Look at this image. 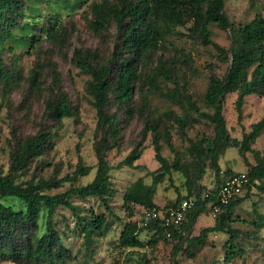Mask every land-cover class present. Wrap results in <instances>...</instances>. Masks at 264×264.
<instances>
[{"label":"rangeland","instance_id":"obj_1","mask_svg":"<svg viewBox=\"0 0 264 264\" xmlns=\"http://www.w3.org/2000/svg\"><path fill=\"white\" fill-rule=\"evenodd\" d=\"M101 1L21 0L16 20L2 26L0 52L11 81L6 86L0 77V178L9 174L20 146L41 134L51 137L46 150L33 159L18 182H38L72 175L80 158L85 165L95 167L98 163L95 149L103 144L108 149L106 159L113 167L112 212H107L103 202L97 198H72L71 202L80 209L83 217L89 218L92 212L105 214L110 230L105 237H94L87 244L73 213L59 207L54 223L67 249L62 264H264V193L258 189L263 186L260 181L252 186L249 198L235 208L233 227L240 230L241 236L236 242V253L230 260L226 258L228 235L210 234L205 244L188 245L189 239L199 236L203 229L214 226L216 217L210 207L206 215L198 219L192 234L186 235L182 241L172 238L154 242L152 233L145 230L139 236L143 247L127 249L120 246L119 238L128 222L137 223L139 228L144 223V209L132 205L128 211L124 196L131 184L140 178L147 185L152 183V173L160 168L156 160L155 140L161 147L160 154L173 163L177 157L187 161L190 141L204 137L213 139L215 136L213 124L195 113L188 103L176 104L164 94L178 88L183 99L190 98L201 111L212 114L213 109L205 101L210 81L216 77L223 78L231 63L219 59L215 46L205 45L191 34L188 30L191 23L179 27L178 33L166 37L148 65L140 66L142 78L136 83L130 115L119 111L114 104L113 92L110 93L108 112L118 114L121 128V138L114 141L98 124L94 98L89 92L92 76L82 72L74 62L76 50H91L98 52L100 63L106 64L119 43L114 21L106 30L98 33L92 28V9ZM225 12L233 24H248L258 14H264V0H225ZM25 29L30 30L28 34H25ZM209 29L212 41L228 50L231 32L215 24H211ZM160 61L167 65L173 80L158 77L156 86H153L150 82ZM37 68L41 73L40 88L32 84V74ZM54 69L59 73V82H55ZM62 94L71 102L72 115L57 122L49 103ZM237 98V93L225 97L223 113L229 134L241 141L244 134L249 133L252 126L263 118L264 95L258 93L246 97L242 121H239L235 107ZM176 117L188 120V125L181 129L175 122ZM147 125H156V130H147ZM251 148L264 157V131L251 144ZM135 150L142 151L141 158L133 165L119 168ZM246 156L249 163L256 164L253 153L247 152ZM219 163L221 182L230 174L249 171L238 148L226 149ZM95 174L96 168L75 186L90 183ZM220 184L214 170L208 168L207 174L194 186L193 191L197 193L201 189L200 195H203L214 192ZM70 186V183H65L49 193H63ZM188 194L185 178L174 173L172 180L167 176L158 186L154 201L162 209L177 204ZM245 195L246 190L242 196ZM2 201L17 210L24 208V204L16 199ZM45 230L46 215L40 221L36 236L41 237ZM0 264L19 263L0 258Z\"/></svg>","mask_w":264,"mask_h":264},{"label":"trees","instance_id":"obj_2","mask_svg":"<svg viewBox=\"0 0 264 264\" xmlns=\"http://www.w3.org/2000/svg\"><path fill=\"white\" fill-rule=\"evenodd\" d=\"M20 2L21 0H0V38L2 26L10 25L16 20ZM92 10L93 30L97 33L104 31L114 21L118 29L119 43L116 44L115 51L106 64L100 63L98 52L91 50H76L74 62L82 72L92 76L89 92L94 98L98 124L114 141L121 138V128L118 114L108 112L110 93L113 92L114 104L119 111L130 115L136 83L142 78V74L139 73L140 66L146 67L166 37L178 33L179 27H185L191 23L192 26L188 29L191 34L197 36L203 44L215 46L221 61H230L231 64L225 76L212 78L206 92L205 101L213 109L212 114L201 111L190 98L183 99L184 96L178 88L164 94V97L176 104H183L184 101L188 103L195 113L213 124L215 136L213 139L204 137L198 141H190L187 161H181V158L177 157L173 163L160 154L161 147L158 140H155L156 160L160 168L152 173L150 185H147L142 178L132 183L124 196V204L128 211L132 205L149 210H166L173 207L174 204L161 209L154 198L158 186L167 176L169 180H172L174 173L180 174L185 178L189 193L181 201L190 197L198 198V206L189 213L188 220L182 225V232L171 231L172 238L182 241L186 235L192 234L198 219L206 215L207 208L211 209V204L216 201L214 197L202 200L201 189L195 193L194 186L204 178L208 168L214 170L216 179L221 183L222 169L219 159L226 149L238 148L249 170L246 174L250 185L246 189V195L239 197L229 206L223 207L222 212L215 219L214 226L203 229L199 236L188 240L189 246L203 245L210 234L228 235L226 258L232 259L237 250L236 242L241 236L240 230L233 227L235 208L249 198L252 186L257 181L263 182V186L258 189L264 193V157L251 148V144L255 143L264 131V116L252 126L249 133L244 134L241 141L234 139L227 129L223 113L224 101L228 94H238L235 107L238 119L242 121L246 97L258 93L264 95V14H258L248 24L235 25L226 15L225 0H117L115 3L102 0L96 3ZM211 24L231 32V44L228 50L212 41V33L209 29ZM29 31L24 30L25 34ZM95 62L98 64L95 65ZM39 68L32 74V84L35 88L41 87ZM54 75L55 82H59V73L56 69H54ZM0 77L5 81L6 86L10 85L11 77L4 69L1 52ZM158 77L173 80L172 73L162 61L156 67L150 84L156 86ZM49 106L57 122H62L72 115L71 102L64 94L60 95L56 101L49 103ZM175 122L181 129L189 123L181 117H176ZM156 125H147V130L155 131ZM49 138H51L50 135L41 134L25 141L13 158L9 174L0 178V258L12 259L19 264L64 263L67 249L54 223L59 207L73 213L87 244L94 237H105L110 230L105 214L98 215L92 212L89 218L83 217L80 215V209L71 202L72 198H97L103 202L107 212H112L111 172L113 167L106 159L108 149L105 145L101 144V147L95 149L98 157L95 167L85 165L80 158L72 175H66L61 179H41L38 182H18V178L28 170L33 159L44 153ZM247 152L254 154L256 164L249 163ZM141 156V150L133 151L119 165V168L133 165ZM94 168H96V174L90 183L75 186L82 178L88 177ZM65 183L71 185L65 192L55 195L49 193L59 189ZM217 191L218 188L213 193ZM3 199H16L24 204V208L17 210L6 205ZM45 215V233L37 237L40 221ZM161 223V221H154L148 226L143 225L139 228L137 223L128 222L120 235V246L127 249L143 247L144 244L139 236L145 230L152 233L154 242L158 239H168L167 233L170 230Z\"/></svg>","mask_w":264,"mask_h":264},{"label":"built area","instance_id":"obj_3","mask_svg":"<svg viewBox=\"0 0 264 264\" xmlns=\"http://www.w3.org/2000/svg\"><path fill=\"white\" fill-rule=\"evenodd\" d=\"M250 185V180L246 173H233L226 177L218 187L216 193L207 192L201 196L202 200L215 198V203L211 204V211L217 217L222 208L229 206L233 201L242 197L243 193ZM198 206V198L190 197L174 204L166 210L144 209L143 225L148 226L151 222L161 221L162 226L170 230L167 233L168 239H172V230L182 232V225L188 220L189 213Z\"/></svg>","mask_w":264,"mask_h":264},{"label":"crops","instance_id":"obj_4","mask_svg":"<svg viewBox=\"0 0 264 264\" xmlns=\"http://www.w3.org/2000/svg\"><path fill=\"white\" fill-rule=\"evenodd\" d=\"M201 217H202V216H201ZM201 217H200V218H201Z\"/></svg>","mask_w":264,"mask_h":264}]
</instances>
